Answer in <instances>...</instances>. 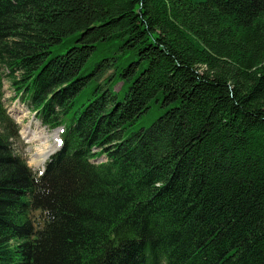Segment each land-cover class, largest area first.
I'll list each match as a JSON object with an SVG mask.
<instances>
[{
  "label": "trees",
  "instance_id": "obj_1",
  "mask_svg": "<svg viewBox=\"0 0 264 264\" xmlns=\"http://www.w3.org/2000/svg\"><path fill=\"white\" fill-rule=\"evenodd\" d=\"M0 264H264V0H0Z\"/></svg>",
  "mask_w": 264,
  "mask_h": 264
},
{
  "label": "rangeland",
  "instance_id": "obj_2",
  "mask_svg": "<svg viewBox=\"0 0 264 264\" xmlns=\"http://www.w3.org/2000/svg\"><path fill=\"white\" fill-rule=\"evenodd\" d=\"M120 87V83L114 86V90L117 91ZM4 102L7 107L9 114L14 118V120L19 124L20 139L14 143L15 151L21 155L27 162L28 166L36 173L42 171L44 165L49 158V156L60 149L61 143V129L62 127H57L50 129L40 122L36 118L35 113L23 103L20 98L14 97V90L11 88L9 80H4ZM123 93H119L121 98ZM163 108L155 110L151 117L144 121L142 125H137L134 128L140 126H148L150 122L161 112ZM44 151L46 153L49 151V155L42 162L39 163L41 158L33 163V159H38V153ZM99 160H104V157H100Z\"/></svg>",
  "mask_w": 264,
  "mask_h": 264
},
{
  "label": "bare ground",
  "instance_id": "obj_3",
  "mask_svg": "<svg viewBox=\"0 0 264 264\" xmlns=\"http://www.w3.org/2000/svg\"><path fill=\"white\" fill-rule=\"evenodd\" d=\"M48 155H49V151H47L46 153H44V151H41L37 155V156H39V158L38 159H33L32 162L36 163L37 160H39L41 158L39 163H42L47 158Z\"/></svg>",
  "mask_w": 264,
  "mask_h": 264
}]
</instances>
